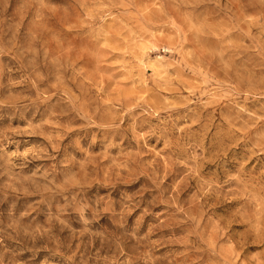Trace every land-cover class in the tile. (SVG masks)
I'll return each instance as SVG.
<instances>
[{
    "label": "rangeland",
    "instance_id": "374dc122",
    "mask_svg": "<svg viewBox=\"0 0 264 264\" xmlns=\"http://www.w3.org/2000/svg\"><path fill=\"white\" fill-rule=\"evenodd\" d=\"M0 147L75 158L91 230L126 237L68 250L75 207L3 188L0 226L52 239L6 236L0 264H264V0H0Z\"/></svg>",
    "mask_w": 264,
    "mask_h": 264
},
{
    "label": "clouds",
    "instance_id": "9594fccd",
    "mask_svg": "<svg viewBox=\"0 0 264 264\" xmlns=\"http://www.w3.org/2000/svg\"><path fill=\"white\" fill-rule=\"evenodd\" d=\"M163 57H157V60H163ZM111 115V112L109 113ZM152 115V113H149ZM91 122V117L88 118ZM103 120L104 117L102 116ZM115 116L112 115V119L106 123H101L98 127L103 130V144H107L108 147L114 146L109 141V136L115 137L120 130V124L114 123ZM36 127H40L37 125ZM142 135L146 134H137V137L140 138ZM51 142L52 137H48ZM58 140L52 146L54 148L58 147ZM92 143H96V137L93 136ZM6 147V146H5ZM5 147H0V168L4 171H0V177H3L7 173L8 181L7 183L0 184V189L11 188L12 191L17 193L25 194H34L41 197L42 203H50L51 200L57 196L63 197L65 200V205L62 207V211L67 210L69 207H75L79 212L81 222L83 224V230L79 233L71 231V236L67 242V249L72 248V239H78L80 244L90 253L91 245L94 242H99L102 248L107 247L108 249H115L117 253L123 255L122 242L126 238L125 236H118L115 233L105 234L104 231H92L90 226V221L84 219L85 209L89 207L86 202H82L78 197L80 196L83 186L88 184V172L77 173L72 169H69L67 165L73 164L75 158L64 159L56 161L55 156L49 154L46 148H34L29 147L24 151H15L7 152ZM19 147V146H17ZM48 160L55 161L51 165L45 167V163ZM120 162L115 160L109 165L108 169L104 172L106 179H112L113 177H120L122 170L131 172L133 168L131 165L134 161L128 159L127 157H120ZM36 162V167L34 170H30V174L25 173L30 163ZM57 163L62 165L61 168H57ZM95 171V170H93ZM79 177V178H78ZM98 211V210H96ZM23 215V214H22ZM65 221H61L62 225H65ZM19 222L14 221L8 225V229L12 231H7L3 226H0V245L4 243L5 237L16 240L18 243L23 240H30L35 243L38 239L48 236L49 239H52L50 235V229L41 230L39 228L29 230L28 228H23V237H21V231L18 227ZM117 231L123 232L124 225H116ZM14 233V235H13ZM63 246V242L57 239V251ZM79 251V248H77ZM61 256L64 253H59ZM75 253H72L71 256H68V260H73ZM97 259H100L97 254ZM105 264H116V260L119 259L118 256L105 257ZM49 264V262H46ZM80 264H88V259L82 254ZM121 264H131L130 260L121 261Z\"/></svg>",
    "mask_w": 264,
    "mask_h": 264
}]
</instances>
